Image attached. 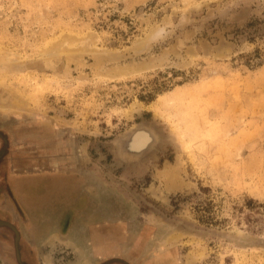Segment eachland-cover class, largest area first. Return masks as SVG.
I'll list each match as a JSON object with an SVG mask.
<instances>
[{
  "label": "rangeland",
  "instance_id": "1",
  "mask_svg": "<svg viewBox=\"0 0 264 264\" xmlns=\"http://www.w3.org/2000/svg\"><path fill=\"white\" fill-rule=\"evenodd\" d=\"M0 219V264H264V0H0Z\"/></svg>",
  "mask_w": 264,
  "mask_h": 264
},
{
  "label": "bare ground",
  "instance_id": "2",
  "mask_svg": "<svg viewBox=\"0 0 264 264\" xmlns=\"http://www.w3.org/2000/svg\"><path fill=\"white\" fill-rule=\"evenodd\" d=\"M65 34H66V33H65ZM61 35H63V34H61ZM67 35H70L69 38H71V39H72V37L74 36V35H72L71 33H68ZM71 35H72V37H71ZM91 36L93 37V35H91ZM60 37L63 38V36H59V38H60ZM66 37H67V36H66ZM67 38H68V37H67ZM77 38H78V37H76V39H77ZM65 39H66V38H65ZM73 39H75V38L73 37ZM59 40H60V39H59ZM144 43H145V42H144ZM142 44H143V43H142ZM86 45H88V44H86ZM81 47H82V46H81ZM83 47H85V46L83 45ZM140 47H141V45H140ZM140 47H139V48H140ZM221 47H222V45H221ZM224 48H225V47H224ZM223 50H224V49H223ZM223 50H222V51H223ZM220 51H221V50H220ZM225 51H226V49H225ZM102 52H103V51H101V53H102ZM103 54H104V53H103ZM109 54H110V52H109ZM113 54H114V53H113ZM113 54H112V55H113ZM215 54H216V53H215ZM107 55H108V54H107ZM100 56H101V55H100ZM103 56H104V55H103ZM105 56H106V55H105ZM108 56H109V55H108ZM110 56H111V55H110ZM115 56H117V55H115ZM111 57H113V56H111ZM111 57H110V59H111ZM104 58H105V57H104ZM106 58H107V56H106ZM100 59H101V58H100ZM101 60H103V59H101ZM104 60H105V59H104ZM162 62H163V61H162ZM164 62H165V60H164ZM161 64H162V63H160V65H161ZM146 65H147V64H146ZM146 65H145V66H146ZM156 66H157V65H156ZM127 69H128V68H127ZM135 69H136V68H135ZM128 70H130V69H128ZM132 71H133V70H132ZM126 72H127V71H126ZM116 74H117V73H116ZM140 131H141V130H140ZM148 131H149V130H148ZM142 132H143V130H142ZM142 132H141V133H142ZM136 133H137V132H136ZM141 133H140V134H141ZM136 137H137V136H136ZM131 138H132V137H131ZM134 139H135V138H134ZM171 165H172V164H171ZM171 165H170V166H171ZM174 166H175V165H173V167L171 166V167H172L171 170H172V169H175V170L178 169L177 165H176L177 169H176V167H174ZM171 170H169V171H171ZM172 171H173V170H172ZM177 171H178V170H177ZM172 173H173V172H172ZM172 173H171V174H172ZM174 174L176 175L177 173L174 172L172 175H174ZM172 175H171V176H172ZM175 175H174V176H175ZM174 176H173V177H174ZM176 176H178V174H177ZM171 178H172V177H171ZM179 178H180V177H179ZM174 179H175V178H174ZM177 184H178V183H177ZM181 186H182V185H181ZM177 189H178V188H177Z\"/></svg>",
  "mask_w": 264,
  "mask_h": 264
},
{
  "label": "water",
  "instance_id": "3",
  "mask_svg": "<svg viewBox=\"0 0 264 264\" xmlns=\"http://www.w3.org/2000/svg\"><path fill=\"white\" fill-rule=\"evenodd\" d=\"M0 224H7V225H10L12 228H15L11 223H9V222H5V221H3V220H1L0 219ZM19 234L17 233V236H18Z\"/></svg>",
  "mask_w": 264,
  "mask_h": 264
}]
</instances>
